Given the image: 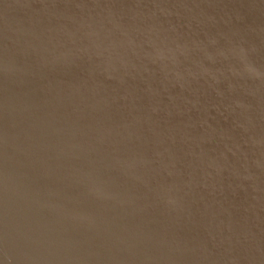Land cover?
<instances>
[{
  "label": "water",
  "instance_id": "water-1",
  "mask_svg": "<svg viewBox=\"0 0 264 264\" xmlns=\"http://www.w3.org/2000/svg\"><path fill=\"white\" fill-rule=\"evenodd\" d=\"M0 264H264V0H0Z\"/></svg>",
  "mask_w": 264,
  "mask_h": 264
}]
</instances>
